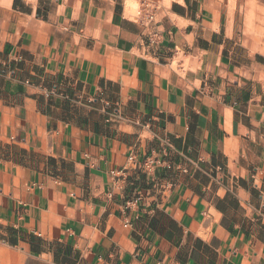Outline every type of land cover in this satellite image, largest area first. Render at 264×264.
Masks as SVG:
<instances>
[{"label": "crops", "instance_id": "crops-1", "mask_svg": "<svg viewBox=\"0 0 264 264\" xmlns=\"http://www.w3.org/2000/svg\"><path fill=\"white\" fill-rule=\"evenodd\" d=\"M0 264H264V0H0Z\"/></svg>", "mask_w": 264, "mask_h": 264}, {"label": "built area", "instance_id": "built-area-1", "mask_svg": "<svg viewBox=\"0 0 264 264\" xmlns=\"http://www.w3.org/2000/svg\"><path fill=\"white\" fill-rule=\"evenodd\" d=\"M139 24L146 28L150 23L153 22L154 12L146 3H141L140 10L138 12L137 18ZM152 163L148 160L142 163L141 167L147 171H151Z\"/></svg>", "mask_w": 264, "mask_h": 264}, {"label": "bare ground", "instance_id": "bare-ground-1", "mask_svg": "<svg viewBox=\"0 0 264 264\" xmlns=\"http://www.w3.org/2000/svg\"><path fill=\"white\" fill-rule=\"evenodd\" d=\"M130 10V9H129ZM128 11V10H127Z\"/></svg>", "mask_w": 264, "mask_h": 264}]
</instances>
